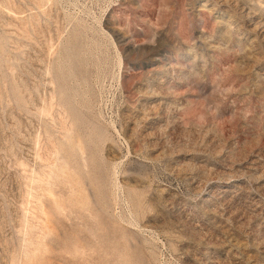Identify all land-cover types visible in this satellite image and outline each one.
Returning a JSON list of instances; mask_svg holds the SVG:
<instances>
[{
	"label": "rangeland",
	"instance_id": "obj_1",
	"mask_svg": "<svg viewBox=\"0 0 264 264\" xmlns=\"http://www.w3.org/2000/svg\"><path fill=\"white\" fill-rule=\"evenodd\" d=\"M263 24L0 0V264H264Z\"/></svg>",
	"mask_w": 264,
	"mask_h": 264
},
{
	"label": "bare ground",
	"instance_id": "obj_2",
	"mask_svg": "<svg viewBox=\"0 0 264 264\" xmlns=\"http://www.w3.org/2000/svg\"><path fill=\"white\" fill-rule=\"evenodd\" d=\"M244 9V8H243ZM251 10V9H250ZM247 13H249V12H247ZM246 15V14H245ZM248 15V14H247ZM247 17V16H246ZM249 18H251V16L249 17ZM264 25V24H263ZM116 176V175H115Z\"/></svg>",
	"mask_w": 264,
	"mask_h": 264
}]
</instances>
